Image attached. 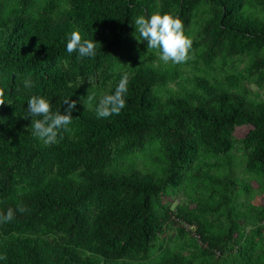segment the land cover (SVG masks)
Returning a JSON list of instances; mask_svg holds the SVG:
<instances>
[{"label":"trees","instance_id":"16d2710c","mask_svg":"<svg viewBox=\"0 0 264 264\" xmlns=\"http://www.w3.org/2000/svg\"><path fill=\"white\" fill-rule=\"evenodd\" d=\"M149 12L183 20L185 62L137 38ZM73 30L96 56L67 52ZM125 78L124 106L98 117ZM33 94L77 101L55 143L24 116ZM0 100V264H264V205L235 175L239 149L264 193V0H0Z\"/></svg>","mask_w":264,"mask_h":264},{"label":"clouds","instance_id":"9594fccd","mask_svg":"<svg viewBox=\"0 0 264 264\" xmlns=\"http://www.w3.org/2000/svg\"><path fill=\"white\" fill-rule=\"evenodd\" d=\"M137 38L147 41L149 50H158L160 60L173 64L185 62L188 59L192 41L187 35L183 20L168 12H149L137 15L132 22ZM66 50L68 53H76L77 58L94 57L97 54L96 44L93 39L83 38L79 30H73L68 35ZM92 83L94 77H86ZM29 83L26 81V84ZM127 91L126 78L122 79L116 87L115 93L102 98L96 107L98 117H108L124 106L123 94ZM71 97L63 101V110L53 111L49 97L43 94H33L26 101L27 115L32 119V133L45 144L57 142L62 130H70L72 113L76 110L77 101ZM83 99V98H82ZM93 95H87L83 102L88 106L94 100ZM5 100H0L3 104ZM12 104L11 100H7ZM70 101V102H69ZM118 105V106H117ZM39 117V118H37ZM20 212L26 211L19 207ZM15 218V210L11 207L7 212H0V223L10 222ZM193 227V226H192Z\"/></svg>","mask_w":264,"mask_h":264},{"label":"rangeland","instance_id":"374dc122","mask_svg":"<svg viewBox=\"0 0 264 264\" xmlns=\"http://www.w3.org/2000/svg\"><path fill=\"white\" fill-rule=\"evenodd\" d=\"M254 11V10H253ZM185 69L189 70L191 68H187V66H185ZM251 88L254 90V89H257V87L255 85H252ZM250 126H239L236 128L234 134L237 138H243L246 136V134L249 132L250 130ZM235 154H236V167H235V175H237L238 178H241V179H248L251 184H252V187H253V190H252V193L251 194H243L242 196V200H244L245 203H254L256 205H264V193L263 192H259L258 191V184L253 181L252 179L250 178H247L246 174L244 173V165H245V160H243V152L240 151L239 149H236L235 150ZM148 158V156L146 157ZM147 161L144 160L143 163L145 164ZM243 184H244V181H241L240 182V187L241 189H243ZM180 199H181V194L178 196ZM178 197H175V196H167L164 198V201L171 205L173 208L175 207L176 203L180 201V199ZM221 215V216H225L226 215V208H222L218 213L217 215ZM177 225V224H176ZM184 227L186 229H188L189 231V234L188 233H185L187 234V236H190L191 234H195V226H191L185 222H183ZM178 225L176 227H173V228H169L167 231H166V236L167 235H171V236H174V235H177L178 232H179V235H180V238L181 236L184 237V233L183 231L179 230L178 231ZM183 234V235H182ZM179 237V236H178Z\"/></svg>","mask_w":264,"mask_h":264}]
</instances>
